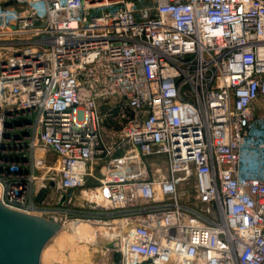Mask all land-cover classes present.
<instances>
[{
  "label": "built area",
  "instance_id": "obj_1",
  "mask_svg": "<svg viewBox=\"0 0 264 264\" xmlns=\"http://www.w3.org/2000/svg\"><path fill=\"white\" fill-rule=\"evenodd\" d=\"M0 183L111 264H264V0H0Z\"/></svg>",
  "mask_w": 264,
  "mask_h": 264
},
{
  "label": "water",
  "instance_id": "obj_2",
  "mask_svg": "<svg viewBox=\"0 0 264 264\" xmlns=\"http://www.w3.org/2000/svg\"><path fill=\"white\" fill-rule=\"evenodd\" d=\"M2 188L0 183V264H41L43 251L62 229L60 221L4 206ZM47 198L48 191L42 190L37 202L42 205Z\"/></svg>",
  "mask_w": 264,
  "mask_h": 264
},
{
  "label": "rangeland",
  "instance_id": "obj_3",
  "mask_svg": "<svg viewBox=\"0 0 264 264\" xmlns=\"http://www.w3.org/2000/svg\"><path fill=\"white\" fill-rule=\"evenodd\" d=\"M101 112L104 116V127L109 130L113 124L106 118L107 108L102 107ZM62 229L63 232L59 235L57 242L54 244L53 239L50 243L51 246L41 260V264H111L105 257L106 240L101 241L106 237L108 230L86 222L74 226L68 224ZM71 249L79 252L71 254Z\"/></svg>",
  "mask_w": 264,
  "mask_h": 264
},
{
  "label": "bare ground",
  "instance_id": "obj_4",
  "mask_svg": "<svg viewBox=\"0 0 264 264\" xmlns=\"http://www.w3.org/2000/svg\"><path fill=\"white\" fill-rule=\"evenodd\" d=\"M62 227H63V226H62ZM64 231H65V230H64ZM60 232H61V233H58L57 236L54 238V242H53L54 244L57 242V239L59 238V235L62 234L63 229H61ZM79 242H81V241H79ZM49 246H51V245H49ZM49 246L43 251V254H42V260H43V258H44L45 253L47 254V251L49 250V249H48Z\"/></svg>",
  "mask_w": 264,
  "mask_h": 264
},
{
  "label": "crops",
  "instance_id": "obj_5",
  "mask_svg": "<svg viewBox=\"0 0 264 264\" xmlns=\"http://www.w3.org/2000/svg\"><path fill=\"white\" fill-rule=\"evenodd\" d=\"M92 228H93V227H92ZM92 228H91V229H92ZM92 230H93V229H92ZM91 232H93V231H91ZM93 234H94V232H93ZM105 238H106V237H105ZM105 238H102L101 241L106 240ZM105 244H106V243H105ZM74 246H76V245H74ZM74 246H73V247H74ZM71 250H72V251H71V254H72V253H75V252L77 251V250H75V249H71ZM77 252H79V251H77Z\"/></svg>",
  "mask_w": 264,
  "mask_h": 264
}]
</instances>
